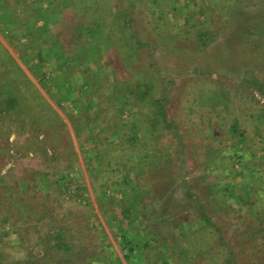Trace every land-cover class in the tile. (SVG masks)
<instances>
[{
  "label": "rangeland",
  "instance_id": "obj_1",
  "mask_svg": "<svg viewBox=\"0 0 264 264\" xmlns=\"http://www.w3.org/2000/svg\"><path fill=\"white\" fill-rule=\"evenodd\" d=\"M2 83L0 264H264V0H0Z\"/></svg>",
  "mask_w": 264,
  "mask_h": 264
},
{
  "label": "trees",
  "instance_id": "obj_2",
  "mask_svg": "<svg viewBox=\"0 0 264 264\" xmlns=\"http://www.w3.org/2000/svg\"><path fill=\"white\" fill-rule=\"evenodd\" d=\"M258 45V44H257ZM257 82H259V81H257ZM148 83H143V85L145 86L144 88H143V97H145V98H153L154 96H152L153 94H151V92H152V86L151 85H147ZM257 84V83H256ZM1 85H2V87H1ZM0 85V93L4 90V91H6V98L5 99H3V100H1V103H6V105H8V107L9 108H11V106H13L16 102H18V100H19V97H16L15 95H9L8 94V91H7V87H6V83H2ZM261 89H262V87H261ZM149 90H151V92H149ZM8 94V95H7ZM160 99H164V100H166V101H168V97H167V95L165 94V93H163V94H161V98L160 97H155V105L157 106V108H158V110H157V112H159V113H161L162 114V112L164 113V107H163V105L161 104V101H160ZM164 100H162V101H164ZM170 106V103H169V101H168V107ZM164 115V114H163ZM238 124L239 123H234L233 125H232V128H233V130L234 131H238ZM244 133L243 132H241L240 133V135L242 136ZM152 161L155 159V157L154 156H152L151 158H150ZM158 166H159V164H157Z\"/></svg>",
  "mask_w": 264,
  "mask_h": 264
}]
</instances>
